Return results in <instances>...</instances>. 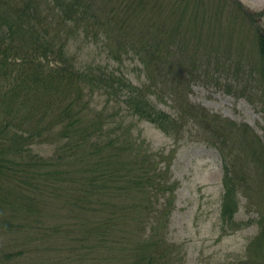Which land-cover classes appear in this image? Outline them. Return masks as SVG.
Listing matches in <instances>:
<instances>
[{"label":"trees","instance_id":"1","mask_svg":"<svg viewBox=\"0 0 264 264\" xmlns=\"http://www.w3.org/2000/svg\"><path fill=\"white\" fill-rule=\"evenodd\" d=\"M109 1L111 6L98 13L96 0H0V218L8 223L7 229L0 225V230L21 234L13 238V252L5 257L0 252L1 262L4 258L21 263L31 254L37 264H178L184 259L182 247L169 243L165 233L176 183L166 179L155 155L132 134L136 118L168 133L174 120L127 80L81 68L71 52L76 35L99 27L109 41L111 30L121 22L118 14L144 18L141 10L150 2L153 28L164 17L162 8H179V0ZM222 1L226 12L232 8L233 22L248 20L257 32L256 67L242 63L245 51L227 52L226 61L239 57L236 65L243 66L236 69L235 81L244 80V73L251 76L264 117V10L254 12L239 0ZM208 2L210 7L211 0ZM200 6L199 0H187L181 4L180 14L165 15L174 22L169 20V25H176L173 45L184 44L179 53L190 46L181 29L187 26L188 13L192 10L196 18L207 17L198 15L207 9ZM145 37L138 40L125 26L121 41L127 47L132 43L131 49L145 68L161 67V75L163 68L174 63L177 52L171 49L173 45H155L151 33ZM196 45L199 49L194 57L187 56V63L161 78L184 71L187 65L192 67L186 70L188 74L198 66L211 67L202 42L198 40ZM119 52L122 50L114 58L120 57ZM206 56V63L197 59ZM215 66L223 67L218 69L221 72L230 69L225 62ZM100 91L112 98L109 102L120 92L126 93L122 101L112 106L108 102L106 110H97L94 103ZM127 104L131 112L125 119L120 108ZM202 117L211 132V143L222 152L224 161L222 222L240 227L236 221L238 194L241 189L252 192L251 186L257 183L252 182L250 164L264 170V145L250 137L247 126L208 113ZM37 145L49 146L51 155L38 153ZM161 197L167 202L158 208ZM132 223L135 235L131 234ZM257 223L261 232L250 244L247 259L237 264H264V211ZM52 241L53 248H30L32 243ZM54 250L57 258L44 259Z\"/></svg>","mask_w":264,"mask_h":264},{"label":"rangeland","instance_id":"2","mask_svg":"<svg viewBox=\"0 0 264 264\" xmlns=\"http://www.w3.org/2000/svg\"><path fill=\"white\" fill-rule=\"evenodd\" d=\"M185 1L187 0L182 2L179 0V8ZM199 1L200 7L207 4L204 7L207 9L206 13L202 11L198 15H207V17L196 18L192 10V13H188L190 16L186 21L187 26L181 29L184 38L186 40L189 38L190 46L183 52H178L180 47V50L184 48V44L181 46V41L176 42L179 46L173 45L172 33L176 25H169L171 20L167 18L173 12L180 14L179 8L168 5L167 10L162 8L161 14L164 17L160 18L159 23H155V27L152 28L150 27L151 2L141 10L140 17L144 16V18L135 20L118 14L121 22L117 24L115 30H111L109 41L99 27H93L90 33L76 35L71 44V52L81 68L105 71L114 74L117 78L127 80L151 104L156 105L157 109L174 120V123L170 122V127H167L168 133L157 124L136 118V126L132 134L139 141H144V147L149 148L155 155L158 168L165 171L166 179L176 183L173 202L169 206L170 216L166 218L165 233L169 243L182 247L184 259L178 264H237L247 259L250 244L261 232L257 220L264 211V170L250 164L252 182L257 180V183L251 186L252 192L241 189L238 194L240 208L236 221L240 227L231 228L229 224L223 223L221 216L225 194L224 161L222 152L211 143V132L207 129V122L202 116L208 113L226 122L247 126L250 137L259 139L264 145V117L256 98L257 85L251 83L252 78L248 74L244 73V80L238 81H235L234 76L236 69L243 66L236 65L238 60L241 59L248 67L258 63V38L255 27L248 20H244V24L240 19L233 22L234 16L230 13L232 8L226 9V12L222 0H211L210 7L208 0ZM239 1L254 12L264 10V0ZM96 2L95 9L98 13H104L106 7L111 6L109 0H96ZM217 6H220L222 14ZM262 25L264 26V19ZM125 26L138 40L143 41L144 38H148L145 36L151 33L152 41L160 48L173 45L171 49L177 52L174 55V63L163 68L161 75L159 74L161 67L149 65L145 68L139 56L131 49L132 43L127 47V44L124 45L125 41H121ZM160 29H164L165 32ZM198 40L202 42L203 50L209 54L211 67L198 66L189 76L190 73L188 74L187 71L189 72L192 67L187 65L184 67L185 72L178 70L167 78L166 76L161 78L168 70L187 63V56L194 57V54H197ZM118 50H122L119 52L120 57L114 58ZM234 51H245L246 58L239 59L235 56L234 60L227 63L226 53ZM218 57L225 58L217 59ZM197 59L201 60L200 63L207 62V56ZM224 62L230 66V69L221 72L218 69L223 67L219 68L215 65ZM230 85L234 86V90L229 91ZM173 90L178 94H172ZM125 93L126 91L120 92L115 100L109 102L112 98L106 92L100 91L95 97V107L97 110H106L109 103L112 106L122 101ZM120 109L123 110L120 115L128 119L131 112L129 105H122ZM109 111H113V108L110 107ZM35 147L42 155L48 156L52 153L47 145ZM166 202V197H161L158 208L164 207ZM0 225L2 228L8 227L4 218H0ZM130 228L131 234L135 235L133 223ZM15 234L21 235L19 232ZM15 234L0 230V252L3 257L13 252ZM55 245L54 241L36 242L32 243L30 248L43 250L53 248ZM57 256V251L54 250L44 259H54ZM0 264H37V262L31 254L21 263L16 259L6 261L3 258Z\"/></svg>","mask_w":264,"mask_h":264}]
</instances>
